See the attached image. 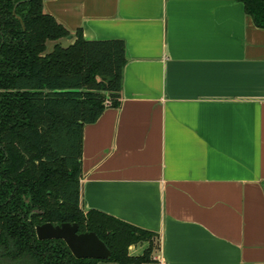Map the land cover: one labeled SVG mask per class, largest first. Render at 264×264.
Wrapping results in <instances>:
<instances>
[{
  "label": "crops",
  "instance_id": "crops-1",
  "mask_svg": "<svg viewBox=\"0 0 264 264\" xmlns=\"http://www.w3.org/2000/svg\"><path fill=\"white\" fill-rule=\"evenodd\" d=\"M43 8L69 44L80 31L126 45L119 107L84 127L82 209L157 234L164 264H264V29L244 5Z\"/></svg>",
  "mask_w": 264,
  "mask_h": 264
},
{
  "label": "trees",
  "instance_id": "trees-1",
  "mask_svg": "<svg viewBox=\"0 0 264 264\" xmlns=\"http://www.w3.org/2000/svg\"><path fill=\"white\" fill-rule=\"evenodd\" d=\"M45 1L0 0V264L101 262L77 259L63 240H39L46 223L96 233L112 252L104 261L150 263L157 234L82 209L84 127L121 103L125 42L77 31L62 46L71 33L44 12ZM238 1L264 29V0ZM145 243L142 255L129 254Z\"/></svg>",
  "mask_w": 264,
  "mask_h": 264
},
{
  "label": "water",
  "instance_id": "water-1",
  "mask_svg": "<svg viewBox=\"0 0 264 264\" xmlns=\"http://www.w3.org/2000/svg\"><path fill=\"white\" fill-rule=\"evenodd\" d=\"M24 26V25H23ZM39 240H63L77 259L108 260L112 252L96 233H80L78 224L46 223L36 228Z\"/></svg>",
  "mask_w": 264,
  "mask_h": 264
},
{
  "label": "rangeland",
  "instance_id": "rangeland-1",
  "mask_svg": "<svg viewBox=\"0 0 264 264\" xmlns=\"http://www.w3.org/2000/svg\"><path fill=\"white\" fill-rule=\"evenodd\" d=\"M57 43H60L62 46H68L69 42L67 41V39H62L60 41H58ZM56 42H48L47 47L48 50L51 51L53 45H55ZM149 246L148 243L145 244H138V245H133L129 248V254L131 256H140L144 253V251L147 249V247ZM161 251V244L158 238H154L153 239V254L151 256V262L147 263V264H164L160 259H159V255ZM98 264H115L112 262H107V261H101Z\"/></svg>",
  "mask_w": 264,
  "mask_h": 264
}]
</instances>
